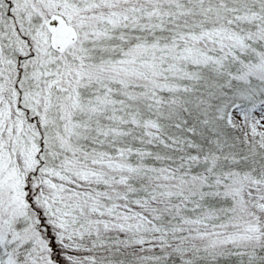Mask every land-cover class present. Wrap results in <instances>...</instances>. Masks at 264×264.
<instances>
[{
  "label": "snow or ice",
  "instance_id": "6c2138e0",
  "mask_svg": "<svg viewBox=\"0 0 264 264\" xmlns=\"http://www.w3.org/2000/svg\"><path fill=\"white\" fill-rule=\"evenodd\" d=\"M0 264H264V0H0Z\"/></svg>",
  "mask_w": 264,
  "mask_h": 264
}]
</instances>
